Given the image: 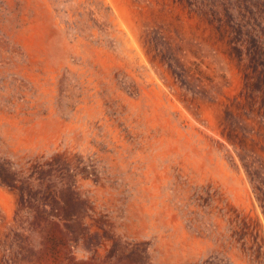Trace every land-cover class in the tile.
Wrapping results in <instances>:
<instances>
[{
    "label": "rangeland",
    "instance_id": "obj_1",
    "mask_svg": "<svg viewBox=\"0 0 264 264\" xmlns=\"http://www.w3.org/2000/svg\"><path fill=\"white\" fill-rule=\"evenodd\" d=\"M0 264H264V0H0Z\"/></svg>",
    "mask_w": 264,
    "mask_h": 264
}]
</instances>
